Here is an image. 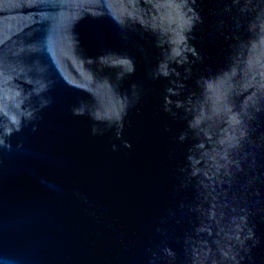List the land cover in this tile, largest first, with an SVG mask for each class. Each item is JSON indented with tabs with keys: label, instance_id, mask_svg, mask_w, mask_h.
<instances>
[{
	"label": "water",
	"instance_id": "1",
	"mask_svg": "<svg viewBox=\"0 0 264 264\" xmlns=\"http://www.w3.org/2000/svg\"><path fill=\"white\" fill-rule=\"evenodd\" d=\"M0 264H264V0H0Z\"/></svg>",
	"mask_w": 264,
	"mask_h": 264
}]
</instances>
